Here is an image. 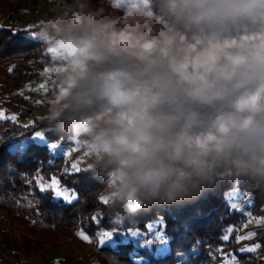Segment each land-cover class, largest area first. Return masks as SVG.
<instances>
[{"label": "clouds", "instance_id": "1", "mask_svg": "<svg viewBox=\"0 0 264 264\" xmlns=\"http://www.w3.org/2000/svg\"><path fill=\"white\" fill-rule=\"evenodd\" d=\"M157 2L159 15L129 0L111 19L65 0L37 23L71 53L42 119L79 129L95 109L93 168L116 218L223 181L264 187V0Z\"/></svg>", "mask_w": 264, "mask_h": 264}, {"label": "trees", "instance_id": "2", "mask_svg": "<svg viewBox=\"0 0 264 264\" xmlns=\"http://www.w3.org/2000/svg\"><path fill=\"white\" fill-rule=\"evenodd\" d=\"M142 1L147 3L148 10L160 14L157 0ZM102 3L104 9L115 10L108 0ZM36 5V0H0V79L9 72L16 87L33 82L48 64L57 67L60 63L54 61L62 59L51 52L58 47L33 40L28 33L38 31L37 23L42 18ZM26 16L35 22L32 30L23 25ZM14 18H17L16 25H6ZM148 26L160 27L154 18ZM59 70L53 69L47 74L49 98L58 90ZM10 97L0 100V104L10 105ZM14 106L19 113L15 119L0 114V213L6 211L12 219L21 216L26 221H40L51 231L85 227L99 247L96 264H217L216 259L223 263L231 255L237 264H264V227L257 230L255 238L240 240L249 223L248 216L234 209L227 197L234 190L243 192L251 203L249 212L264 214V187L223 181L196 199L142 206L125 217L116 218L107 210L108 203L100 199L107 197L103 192L105 177L98 165L93 168L92 150L87 148L85 163L79 171L72 169L66 153L74 149L76 128L63 116L49 123L37 109ZM94 111L79 114L75 123L81 125L91 120ZM22 119L33 123L32 131L39 132L41 139L30 138L26 151L17 155L6 143L19 125L16 122ZM53 177L60 181L62 189L74 194L72 199L57 197L51 189L40 190L41 183L48 184ZM158 218L162 219L159 229L165 239L160 250L153 242L150 246L143 245L132 234L147 232L148 226ZM6 231L0 234V264H27L22 256L37 253L41 245L31 244L32 241L24 238L27 250H16V241L5 235ZM106 232L111 236L103 245L99 242L100 235ZM225 235L227 240L223 239ZM247 246L255 247V251L243 250ZM192 252L196 254L192 256Z\"/></svg>", "mask_w": 264, "mask_h": 264}, {"label": "rangeland", "instance_id": "3", "mask_svg": "<svg viewBox=\"0 0 264 264\" xmlns=\"http://www.w3.org/2000/svg\"><path fill=\"white\" fill-rule=\"evenodd\" d=\"M37 9L40 11L41 17L46 16L52 12L57 11L60 7L63 6L65 0H36ZM129 0H108V4L111 8L115 10L104 9V4L102 0H93V5L95 8H101L102 12H107L105 14L111 19L121 18L124 11L128 7ZM146 9H148L147 3L142 1ZM118 14V15H117ZM6 15V14H4ZM2 15V18H5ZM37 18L33 19L36 21ZM17 18L8 20L6 25H16ZM34 21H32L30 16H26L23 21V25L27 29L34 27ZM33 38L37 39L38 31L28 32ZM51 52L55 56H60L62 59H57L54 62L60 63V65L54 66L53 64H48L44 68V72L33 82L29 84L24 83L16 87V82H14L10 76V73L7 72L2 74L0 79V100H5L7 97H10L11 104L5 105L0 104V114L9 118L16 117L18 113L17 107L14 105H21L30 109H37L41 114L45 112V105L49 99V94L47 92L46 86L48 85L47 74L52 73L53 69H60L66 64L68 57L71 55L70 52L61 50L60 48L52 49ZM55 64V63H54ZM52 69V71H48ZM32 83V84H31ZM44 86L43 88L41 86ZM19 125L16 127L15 133L11 136L10 140L6 143V146L9 150L13 151L17 155L24 153L28 146V141L30 138L41 139L39 132L35 133L33 129V123H29L27 119L18 120ZM96 129L91 123V120L81 124L79 129L76 128L77 137L74 141V149H69L67 151V157L69 162L73 165L75 164L77 168L83 166L86 160V150H92L91 154L96 155V150L92 144V138ZM39 133V135H37ZM33 134V135H32ZM83 135V136H82ZM73 169V168H72ZM229 202L233 207L234 204H238V208H234L241 212H245L248 216V225L244 232L241 233V236L248 237L249 233H254L250 238H245V240H250L257 235V230L264 227V223H256L255 221H264V214L252 215L249 212L251 206L250 201H248V195H245L243 192H234L227 194ZM12 217L6 211L0 213V234L6 231L5 235L11 236L13 240L16 241V250L26 251L28 248V243L24 242V238L28 239L29 242H37L40 244L39 251L37 253H32L30 256H22V259L26 261L27 264H96L98 259V245L95 240L86 231L85 227H63L57 230H49L44 225V223L37 220H25L24 217L15 216ZM29 221V222H28ZM252 221V222H250ZM162 225V219L158 218L153 223L148 226V231L146 232H133L135 238H140L143 245L150 246L153 243L157 244L158 249L160 250L164 247V235L159 229ZM9 229V230H8ZM84 233L88 237L87 240L82 239L77 233ZM148 235V236H147ZM240 236V237H241ZM101 237V235H100ZM108 240H110L108 238ZM242 240V239H240ZM26 241V240H25ZM107 239L104 240L101 244L106 243ZM45 244V245H44ZM100 244V245H101ZM104 245V244H103ZM250 248L249 246L246 249ZM253 248V247H252ZM196 252H192V256ZM223 254H226V251H223ZM217 264H237L236 258L234 256L225 257L223 263Z\"/></svg>", "mask_w": 264, "mask_h": 264}, {"label": "snow or ice", "instance_id": "4", "mask_svg": "<svg viewBox=\"0 0 264 264\" xmlns=\"http://www.w3.org/2000/svg\"><path fill=\"white\" fill-rule=\"evenodd\" d=\"M48 71H52V69H50ZM41 87L43 88L44 86L42 85ZM12 119H15V117H12ZM37 135H39V133H37ZM72 168L74 170H76V171H79V169L77 168V166L75 164L72 165ZM49 189H51L53 191L54 195H56L57 197H62V198H65V199H72L73 195H74L72 193L70 194L68 192V190L62 189L60 187V181L57 178H55V177L51 178L50 183H48V184L41 183V185H40V190L41 191H46V190H49ZM100 199L105 204H107L109 202L108 201V197H101ZM233 207L234 208H238L239 205L238 204H234ZM250 222H252V221H250ZM255 222L256 223H264V221H255ZM229 231L231 232L232 229H229ZM77 235L80 236L84 240L88 239V237L86 235H84V233H82V232L77 233ZM252 235H254V233H249L248 237L241 236L240 239L250 238ZM110 236H111V233H107V232L106 233H102L99 242L102 243L104 240L110 238ZM223 239L227 240L228 236L225 235L223 237ZM256 247H258V245ZM243 250L251 252V251H255V247L248 248V249H243Z\"/></svg>", "mask_w": 264, "mask_h": 264}]
</instances>
